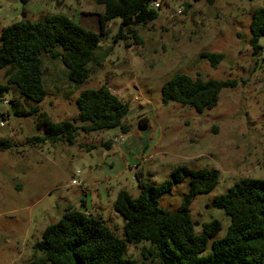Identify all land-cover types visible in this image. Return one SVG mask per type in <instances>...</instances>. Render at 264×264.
<instances>
[{
  "label": "rangeland",
  "instance_id": "rangeland-1",
  "mask_svg": "<svg viewBox=\"0 0 264 264\" xmlns=\"http://www.w3.org/2000/svg\"><path fill=\"white\" fill-rule=\"evenodd\" d=\"M157 1L158 18L136 27L142 39L138 43L124 32L117 37L120 17L109 20L106 34L101 35L99 15L104 6L96 0H0V35L14 22L53 14H64L100 35L85 82L71 81L64 63L45 54L47 96L42 102L26 100L13 88L0 97V137L14 141L12 148L0 151V264L34 259L33 245L44 229L58 222L67 206L81 208V199H92L121 238H125L124 219L114 209L120 190L137 197L141 183L171 180L172 190L161 195L159 203L175 212L189 186L188 176L178 182L172 174L180 165L207 167L219 174L218 185L197 195L191 205L198 232L213 219L222 223L209 240V251L214 240L226 235L230 223L214 198L243 177L264 178V37L260 54L250 44L252 16L264 0ZM203 52L222 53L223 58L214 66ZM4 73L0 70V83ZM177 73L235 79L238 84L223 88L214 108L198 112L189 105L163 102L162 87ZM104 84L130 104L125 118L128 132L109 128L80 132L73 143L30 142L44 134L42 113L54 121L81 124L78 95ZM13 98L24 111L38 105L39 113L17 116ZM143 119L145 127L140 124ZM120 136L123 139L115 141ZM73 178L83 185H71ZM148 245V241L128 242L126 254L136 264H158L143 256L142 248Z\"/></svg>",
  "mask_w": 264,
  "mask_h": 264
},
{
  "label": "trees",
  "instance_id": "trees-1",
  "mask_svg": "<svg viewBox=\"0 0 264 264\" xmlns=\"http://www.w3.org/2000/svg\"><path fill=\"white\" fill-rule=\"evenodd\" d=\"M28 3L30 0H20ZM155 0H96L104 6L100 13L101 35L106 24L116 17L122 19L117 37L129 34L142 41L137 26L154 22L159 14L152 6ZM204 1L213 4L216 0ZM190 5V4H188ZM250 44L260 54L264 37V5L255 9L250 23ZM100 35L87 29L64 14H53L38 21L21 20L6 26L0 35V70L5 81L0 83V97L13 88L18 95L35 103L47 96L44 84L43 56L60 59L68 69V76L76 84L90 76L89 65L98 49ZM216 66L222 53L203 52ZM237 80H218L177 73L162 87V100L194 107L198 112L214 108L225 87L237 86ZM17 116L39 113L38 105L28 111L19 108V101H11ZM82 122L54 121L42 113L44 134L30 140L33 143L65 141L73 143L80 132L90 133L109 128L129 131L125 118L130 104L124 102L108 85L85 89L76 100ZM147 126V119L141 121ZM14 146L8 137H0V151ZM108 147L110 145H107ZM176 181L189 177L188 192L175 212L160 206L159 197L173 188V182L155 185L141 183L139 196L120 190L114 209L124 219V235L117 232L99 213L86 212L69 205L58 222L48 225L40 240L33 245L35 258L21 264H136L126 254L127 243L148 241L143 256L158 264H264V178L243 177L225 193L214 198V205L230 218L226 235L216 239L208 251L209 240L222 229L219 219L202 225L198 232L192 218L191 205L199 194L211 192L219 183V174L211 168L176 167L172 172ZM41 253L40 256H37Z\"/></svg>",
  "mask_w": 264,
  "mask_h": 264
},
{
  "label": "crops",
  "instance_id": "crops-1",
  "mask_svg": "<svg viewBox=\"0 0 264 264\" xmlns=\"http://www.w3.org/2000/svg\"><path fill=\"white\" fill-rule=\"evenodd\" d=\"M84 173L88 172V170H83ZM80 206H81V210L83 211H86V212H92V213H99L101 214L100 212V209H98V207L93 204V200L91 199V201H87L86 199H81V202H80ZM96 209V210H95Z\"/></svg>",
  "mask_w": 264,
  "mask_h": 264
},
{
  "label": "built area",
  "instance_id": "built-area-1",
  "mask_svg": "<svg viewBox=\"0 0 264 264\" xmlns=\"http://www.w3.org/2000/svg\"><path fill=\"white\" fill-rule=\"evenodd\" d=\"M152 6L155 7V8H160L161 7V3L157 0L153 1L152 2ZM178 13H181V9L178 10ZM123 137L120 136V137H116L115 138V141H120L122 140ZM78 174H81V173H78ZM71 185H83L82 181L81 180H77V179H72L71 180Z\"/></svg>",
  "mask_w": 264,
  "mask_h": 264
}]
</instances>
